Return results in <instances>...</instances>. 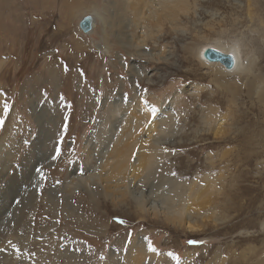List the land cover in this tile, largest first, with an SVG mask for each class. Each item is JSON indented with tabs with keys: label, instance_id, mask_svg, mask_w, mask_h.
Returning <instances> with one entry per match:
<instances>
[{
	"label": "rangeland",
	"instance_id": "rangeland-1",
	"mask_svg": "<svg viewBox=\"0 0 264 264\" xmlns=\"http://www.w3.org/2000/svg\"><path fill=\"white\" fill-rule=\"evenodd\" d=\"M170 1L0 0V264H264V0ZM208 43L242 70L204 61ZM141 106L160 123L131 183L114 148L137 159Z\"/></svg>",
	"mask_w": 264,
	"mask_h": 264
},
{
	"label": "bare ground",
	"instance_id": "bare-ground-1",
	"mask_svg": "<svg viewBox=\"0 0 264 264\" xmlns=\"http://www.w3.org/2000/svg\"><path fill=\"white\" fill-rule=\"evenodd\" d=\"M178 1L180 2V0H177V2ZM169 4H170V6H169ZM169 4H165L164 7L162 8V12H163V10L166 11V14H164V15H171V13L173 15H176L173 10L174 9H179V7L182 6L180 4L177 5L176 0H171L169 2ZM133 12H135V11L133 10ZM139 12L140 11H138V13ZM164 15H162L161 19L163 18ZM89 16L93 18L94 15L93 14H89ZM136 16H138V15H136ZM150 18H148V19H150ZM159 19H160V16L156 15L155 17H152L150 21L156 20L157 21L156 23H160L161 19L160 20ZM94 24H95V21H94V19H92V22H91L89 28H87V30L88 29L92 30L93 27H94ZM138 46H140V45L138 44ZM209 47L216 48L218 50H221L224 53H231L233 55V57L235 58L234 59L235 64H234V66L232 68H227V67H225L223 65L221 66L223 68L224 72L232 73V72H239V71L242 70V65H241L242 62H241V57H240V54H239L240 52H239V50L237 51V48L235 46H227L226 48H221L218 45L212 44V43H208V44L204 45L202 47V49L199 50V52H198L199 56L203 57L204 61H206L208 63H211V61H209L206 57H204V50L206 48H209ZM218 63L219 62H214V65H218ZM46 75H48V74H46ZM48 79H49V76H48ZM263 82H264V77H263ZM26 87L29 88V86H26ZM25 90H27V89H25ZM262 96L264 97V92L262 93ZM141 109L143 111H140V109L139 110H137V109L134 110V113L132 115L134 120H129V124H128L130 126V124H131L130 122L134 121V123H135L134 125H131L130 127H128V133L130 134V136H131V134H134V132L139 130L137 136H133L132 140H130V143L128 142L129 145H133V142L138 141L140 146H142L138 150L137 159L135 161L130 162L128 160L129 158L128 159L126 158V152L128 151V149L131 146H127V145L126 146H117V147L114 148V156L116 158H115V165L113 166L112 170H113V172H117V173H120L122 175H124V172H125L126 175L130 176L128 181H131V183L133 182V180H136V176H137L138 170H140L143 167H147V166L150 165L149 161L147 160L148 156L143 152L142 149L145 146H150L151 144H153L152 142L154 140V135L156 133L157 126L160 123V121L157 122L158 119L154 120V117L150 115V113H149L150 111L148 109H145L143 106H141ZM141 120H144V122L141 123ZM210 180H209V182H207L208 180H206L202 185H200V188L196 189L195 191H192L191 193L190 192L188 193V197L189 198L191 197L192 205H194L197 202V200H199V203L203 202V203L207 204V202H206L207 200H205V198L202 195H208L210 193V191L212 190V189L209 190V187L212 186V185L209 186L210 185L209 183L212 182ZM192 190H193V188H192ZM201 204H199V205H201ZM201 212H203V211H201ZM169 214H173V212H169ZM175 216H179V214H177V215L173 214V218H175ZM180 222H181V219L177 218V224H179ZM185 222H186V227H187L186 229L189 230V231H196L198 228H200V226L198 224L197 225L199 227L197 225H195V223H198V222H195V223H192L191 221H185ZM9 254H11L10 256H15L14 258H16V256H17L15 254L13 255L12 251H10ZM12 263L13 262L11 261L8 264H12Z\"/></svg>",
	"mask_w": 264,
	"mask_h": 264
},
{
	"label": "snow or ice",
	"instance_id": "snow-or-ice-1",
	"mask_svg": "<svg viewBox=\"0 0 264 264\" xmlns=\"http://www.w3.org/2000/svg\"><path fill=\"white\" fill-rule=\"evenodd\" d=\"M93 18L90 17V16H85L82 20V24L84 27H88L89 26V22L92 20ZM208 51H211V50H208ZM208 51H205L204 52V55L207 57L208 56ZM232 59L234 60L235 58L232 57ZM65 70H67V66H65ZM81 75H83V72H81ZM61 99H63V97H61ZM143 100V98H142ZM145 104H147V101H143ZM9 108H10V105L7 103V101H4L3 104H2V112H3V115H0V125H3L5 120H4V117L8 114L9 112ZM156 108L155 106H153L151 108V114L153 117H155L156 115ZM68 116L65 115L64 116V124H63V128L60 132V135H59V138L54 146L55 148V151H54V154L52 155L51 159L53 161L57 160L60 156H61V152H62V149H61V143L63 142V139H64V133L67 132V129H68ZM163 151L165 152H168L169 149L168 148H163ZM174 151V150H173ZM36 172L37 174L39 175L40 179L43 180V179H46V175H45V172L42 168H37L36 169ZM172 175H176L175 172L172 173ZM121 223H123V221H121ZM146 241H147V249L148 251L150 252H155L156 249L153 247V244L150 240H148L147 237L144 238ZM189 244H196V243H203L202 241H196V240H189L188 241ZM9 246L12 247L17 253L20 252V249L17 247L16 244L12 243L11 241L8 242ZM78 250V249H77ZM34 255V254H32ZM167 256H169L172 260L176 261L177 264H179V260H180V257L175 253V252H172V251H169L168 253H166Z\"/></svg>",
	"mask_w": 264,
	"mask_h": 264
},
{
	"label": "water",
	"instance_id": "water-1",
	"mask_svg": "<svg viewBox=\"0 0 264 264\" xmlns=\"http://www.w3.org/2000/svg\"><path fill=\"white\" fill-rule=\"evenodd\" d=\"M81 23H82V21H81ZM90 24L91 23L89 22V26H90ZM82 26H83V24H82ZM89 26L87 28H89ZM83 28H86V27L83 26ZM208 50H211V51H208ZM205 51H208V56L206 57L204 55V57H206L209 61L219 62L221 65H223L227 68H232L235 64V61L232 59L233 55L231 53H224L221 50H218V49L212 48V47L206 48L204 50V52Z\"/></svg>",
	"mask_w": 264,
	"mask_h": 264
}]
</instances>
